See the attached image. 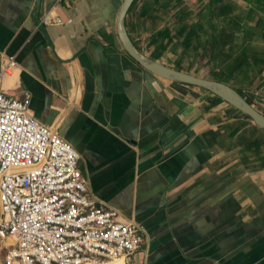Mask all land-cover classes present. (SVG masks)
<instances>
[{
    "label": "crops",
    "instance_id": "crops-1",
    "mask_svg": "<svg viewBox=\"0 0 264 264\" xmlns=\"http://www.w3.org/2000/svg\"><path fill=\"white\" fill-rule=\"evenodd\" d=\"M209 1L135 0L126 31L151 59L173 39L157 62L208 80L227 73L223 84L264 107V0H224L215 14ZM123 3L0 0V71L6 56L17 61L0 89L29 93L35 119L79 154L92 196L141 224L133 264H264V130L134 61L118 35ZM49 10L62 22L41 24ZM198 23L202 45L184 53Z\"/></svg>",
    "mask_w": 264,
    "mask_h": 264
},
{
    "label": "built area",
    "instance_id": "built-area-1",
    "mask_svg": "<svg viewBox=\"0 0 264 264\" xmlns=\"http://www.w3.org/2000/svg\"><path fill=\"white\" fill-rule=\"evenodd\" d=\"M54 20L62 22L49 10L41 24ZM16 70L6 56L0 80ZM31 101L0 89V264H133L143 227L92 196L79 154L35 119Z\"/></svg>",
    "mask_w": 264,
    "mask_h": 264
},
{
    "label": "water",
    "instance_id": "water-1",
    "mask_svg": "<svg viewBox=\"0 0 264 264\" xmlns=\"http://www.w3.org/2000/svg\"><path fill=\"white\" fill-rule=\"evenodd\" d=\"M135 0H124L117 18L118 35L126 53L144 70L161 79L181 83L206 90L218 97L243 115L249 117L252 123L264 130V114L250 104L234 88L214 80L203 79L188 73L169 68L140 52L133 44L126 31V17ZM39 2V0H38ZM43 31L45 29L43 28Z\"/></svg>",
    "mask_w": 264,
    "mask_h": 264
},
{
    "label": "trees",
    "instance_id": "trees-1",
    "mask_svg": "<svg viewBox=\"0 0 264 264\" xmlns=\"http://www.w3.org/2000/svg\"><path fill=\"white\" fill-rule=\"evenodd\" d=\"M223 1L224 0H210L209 1V5H210V8H211V12L213 14H215L216 12V8L220 5V4H223ZM203 24L202 23H198L196 25V29L195 30H192L185 38L184 40L182 41V47H183V50H184V53L186 52H189L188 50V46H191V45H194V43L196 44L195 47H194V53L198 52L199 50V47L202 45L201 41H202V36H203ZM184 30L185 29H181V31L177 34V36H182L183 33H184ZM173 44V39H165L164 43L162 44V47L160 49V51L158 53H155L152 55V58L156 61H159L162 56H164V54L167 52L168 48L170 47V45ZM192 52V53H193ZM221 77L220 75H216L214 76L211 80H214V81H218L220 83H224L222 82L221 80ZM242 96L243 94L238 91ZM210 93V92H209ZM248 100V99H247ZM248 102L250 104L253 105L252 101L251 100H248ZM245 116V115H244ZM248 120L252 121L249 117L245 116Z\"/></svg>",
    "mask_w": 264,
    "mask_h": 264
},
{
    "label": "rangeland",
    "instance_id": "rangeland-1",
    "mask_svg": "<svg viewBox=\"0 0 264 264\" xmlns=\"http://www.w3.org/2000/svg\"><path fill=\"white\" fill-rule=\"evenodd\" d=\"M190 14V13H189ZM193 12H192V16H193ZM197 17H194L193 16V18H192V20L194 21L193 23H197ZM187 24H189V23H187ZM195 24H193V25H195ZM201 43H202V41H201ZM198 57V56H197ZM193 59V58H192ZM167 62H169L170 63V65L173 67V68H176L178 65H176V63H171L169 60H166ZM194 61H196L198 64H200V65H203L202 63H203V59H200V58H195V60H193V63H194ZM262 62H263V66H264V59L262 60ZM179 63H181V61L179 62ZM178 64V63H177ZM225 75H220V77H221V81L222 82H224V83H226V84H228L229 85V83H232V81H231V79H230V77L228 76L227 77V73H224ZM262 74V73H261ZM261 76V75H260ZM256 79H258V78H256ZM257 83H255V85H256ZM248 100H251L252 101V103H253V106H255V108L257 109V110H259L260 112H262L263 114H264V107L263 106H261V105H259L258 103H256V101L254 100V99H250V98H248V97H246ZM4 255H5V251L1 248V245H0V263H1V260H2V258L4 257Z\"/></svg>",
    "mask_w": 264,
    "mask_h": 264
},
{
    "label": "bare ground",
    "instance_id": "bare-ground-1",
    "mask_svg": "<svg viewBox=\"0 0 264 264\" xmlns=\"http://www.w3.org/2000/svg\"><path fill=\"white\" fill-rule=\"evenodd\" d=\"M14 77V75L11 76V79Z\"/></svg>",
    "mask_w": 264,
    "mask_h": 264
}]
</instances>
